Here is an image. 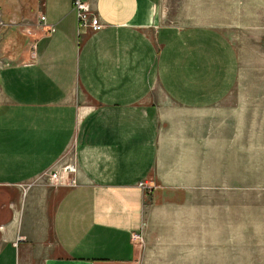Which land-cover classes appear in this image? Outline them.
<instances>
[{"label":"crops","instance_id":"0c3cea01","mask_svg":"<svg viewBox=\"0 0 264 264\" xmlns=\"http://www.w3.org/2000/svg\"><path fill=\"white\" fill-rule=\"evenodd\" d=\"M39 1L44 24L3 40L0 264H138L141 252L187 264L192 241L232 239L236 193L264 179V84L242 87L240 45L205 20L176 23L169 0H85L100 25L82 29L72 0ZM221 3L215 16L239 31L264 26V0ZM197 6L182 17L208 12ZM64 158L76 184L34 182ZM219 222L231 231L208 228Z\"/></svg>","mask_w":264,"mask_h":264},{"label":"rangeland","instance_id":"374dc122","mask_svg":"<svg viewBox=\"0 0 264 264\" xmlns=\"http://www.w3.org/2000/svg\"><path fill=\"white\" fill-rule=\"evenodd\" d=\"M169 9L172 17L176 23H186L188 21L200 19L210 22L219 27L236 43L240 45L242 52V69L244 79L242 87L258 91L263 88V74L262 62L264 53L262 44L264 40L263 30L264 26L258 22L253 24V32L239 31L237 26L232 25L231 16H215V4H222L224 11H229L231 8V0H169ZM247 1H244L246 3ZM255 7H262V0H251ZM194 3L199 4L197 9L203 10V7H208V12L195 13L190 16L182 17V13H188ZM41 1L34 3L32 0H0V63L4 61L5 48L3 40L6 39V33L9 30H15V41L17 45L20 39H25L24 35H33V30L38 24L37 19ZM203 6V7H202ZM204 11V10H203ZM252 35V39L245 40V36ZM26 41L28 48L33 47V41L29 38ZM263 38L259 40V38ZM250 78V81H248ZM230 98L226 99L229 103ZM60 162V161H59ZM56 163L52 170L59 164ZM262 162V161H260ZM42 185L47 192H53L55 186H59L56 181H52L48 175H42L35 180ZM29 184V183H28ZM28 184L19 186L21 192V201L27 192ZM33 184V182L31 183ZM30 184V185H31ZM31 187V186H30ZM230 192L222 193L223 201H230ZM238 199V221L233 224L232 239H210L207 240V247L203 249V241L201 248L195 245L197 242H191V255L187 264H264V179L262 176L257 177L254 182V189L250 191H239L236 193ZM227 209V208H225ZM229 229L231 231V224H223L221 222L216 224H209L208 228L218 227ZM160 258V256L158 257ZM142 259V252L140 261Z\"/></svg>","mask_w":264,"mask_h":264},{"label":"built area","instance_id":"2783aa9c","mask_svg":"<svg viewBox=\"0 0 264 264\" xmlns=\"http://www.w3.org/2000/svg\"><path fill=\"white\" fill-rule=\"evenodd\" d=\"M72 6L76 10L78 17V26L80 29L84 27L96 28L100 24L95 13L92 11L90 4L85 0H72ZM38 24L42 25L45 22V15L43 12H40L37 19ZM35 46V45H33ZM76 167L70 158H64L61 160L57 167L53 170L52 168L46 171L44 174L48 175L52 181H56L58 185H74L76 184L75 176ZM30 183L28 184V186ZM139 187L144 192V195H147L151 192L154 185L147 180H140L138 182ZM131 240L136 245L140 251H143L146 241H145V232L144 228L141 227L138 230L131 232ZM141 264V261L138 262Z\"/></svg>","mask_w":264,"mask_h":264},{"label":"trees","instance_id":"16d2710c","mask_svg":"<svg viewBox=\"0 0 264 264\" xmlns=\"http://www.w3.org/2000/svg\"><path fill=\"white\" fill-rule=\"evenodd\" d=\"M22 41H24V40L22 39Z\"/></svg>","mask_w":264,"mask_h":264}]
</instances>
